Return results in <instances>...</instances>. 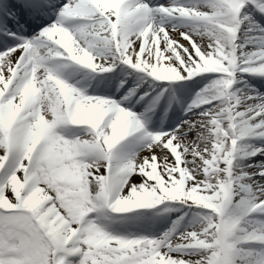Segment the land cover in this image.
Returning a JSON list of instances; mask_svg holds the SVG:
<instances>
[{
	"label": "snow or ice",
	"instance_id": "obj_1",
	"mask_svg": "<svg viewBox=\"0 0 264 264\" xmlns=\"http://www.w3.org/2000/svg\"><path fill=\"white\" fill-rule=\"evenodd\" d=\"M0 264H264V0H0Z\"/></svg>",
	"mask_w": 264,
	"mask_h": 264
}]
</instances>
